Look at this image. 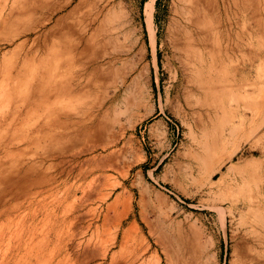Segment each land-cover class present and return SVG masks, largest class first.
I'll return each mask as SVG.
<instances>
[{"label":"rangeland","instance_id":"obj_1","mask_svg":"<svg viewBox=\"0 0 264 264\" xmlns=\"http://www.w3.org/2000/svg\"><path fill=\"white\" fill-rule=\"evenodd\" d=\"M41 1L62 2L0 0V264H264V0L209 11L198 80L171 41L180 0H72L49 21ZM59 23L91 40L72 64ZM241 114L208 179L195 156Z\"/></svg>","mask_w":264,"mask_h":264},{"label":"bare ground","instance_id":"obj_2","mask_svg":"<svg viewBox=\"0 0 264 264\" xmlns=\"http://www.w3.org/2000/svg\"><path fill=\"white\" fill-rule=\"evenodd\" d=\"M71 2H72V0H62V2L56 7V6L51 5V3L41 1V2H37V4L35 5V8L33 7L31 11L35 12V13H39V14H41V13L45 14L46 13L48 15V17H46L45 20L49 21L52 17H54L53 16L54 14H57L60 11L64 10L66 8V6H68ZM180 2H181V4L178 5V6H180V9L178 11L177 21H175L173 18V20L175 21V25L172 29V40L171 41H173L176 56L179 59L178 61H180L179 63L182 65L183 69L186 72L191 73L192 75L194 73H196L197 78H195V79L198 80V77L203 79V76H204L203 70H205V69H206V71L213 70L212 65H210L209 67L206 68V53L207 52L205 51L206 42H204V37H205L206 32H207V31L205 32V25L207 24V23L205 24L206 17L208 15L209 11H211V10L214 11L216 9H219L220 6L223 5L224 0H180ZM177 3H179V2H177ZM12 7H13V5L11 6V8ZM175 13H176V11H175ZM62 18H63V15H59L57 17V22H60V20ZM45 20L37 23L36 25H35V23H33L34 25L27 27L25 30L26 31H32V30L41 29V28L45 27V25H46ZM82 21H83V19H82ZM59 25H60V28H62L64 30V31H62L61 35L57 39L58 40L57 44H59V48H60L59 60L62 63H67V61L69 63H71L74 59L73 58V54H74L73 50H78L80 48V46L83 45V43L85 45L86 41L89 42L90 38H89V40L85 39L84 41H83V38H79L78 37V34H79L78 29L74 25L73 26H71V25L67 26V25L60 24V23H59ZM77 25H78V23H77ZM53 30L54 29L52 28V31ZM68 32L69 33L73 32V33L77 34V36L70 39V37H68V35L66 34ZM79 32H81V31H79ZM22 33L23 32H19L17 35L19 36ZM81 33L79 34L80 36H81ZM75 34H72V35H75ZM37 36H39V35H37ZM150 39H151L152 45L154 46L155 45V37L151 35ZM90 43H91V40H90ZM88 44L89 43H87L86 45H88ZM86 48H87V46H84L83 48L80 49V52H83V50ZM67 53L70 54L71 56L68 55ZM209 54H208V56H209ZM66 65L67 64H62V65L58 64V68L60 69V70L58 69L59 70V79H60L62 89L65 86V84L68 83L64 79V76L66 74V71H65ZM206 71H205V73H206ZM202 79H201V81H202ZM209 80L214 81L212 79H209ZM198 82H195V84ZM213 83L214 82L207 83L205 80L204 83L200 82L199 86H197V88L199 89V87H201L203 89L209 90V88L213 85ZM191 92H193V91H191ZM253 109H251V111H255ZM251 111H249V112H251ZM254 115H255V113H254ZM245 122H246V120L241 114L238 117L237 123H234V121H230V122L227 121L226 125H221L219 133L212 138L211 143L209 142L210 144L206 145V147H203L201 149V153L199 152L195 156V159H196L197 163L199 164V166L202 168V170L204 169L205 171H208V179L212 178L216 174V172L219 171L221 169V167H223L222 165L226 161L232 159L233 156L237 153L239 144L232 142L233 145H232V147H230L231 150L227 153V155L226 156L224 155L225 157H223L222 159H220L219 161H217L215 163V160L218 159L217 157L219 155H221L222 147L224 145H226L227 142L229 141V140L227 141V137H231V136L235 137L238 134L240 127H242ZM248 129H250V128H248ZM251 133H252L251 130L249 132H245L243 134L242 140L247 141L248 139H250ZM238 139H239V137H238ZM113 144H115V143H113ZM229 145H231V143ZM200 147H201V145H200ZM223 150H224V147H223ZM225 151H227V150H225ZM235 182H237V181H235ZM114 187H116V185ZM244 202H246V201H244ZM242 203H243V201H242ZM238 206H240V205H238ZM251 215L253 217V214H251ZM263 228H264V215H262L260 213H256L254 216V219H253V224L249 225L248 231L251 233V236L256 239V238H260L262 236V233H263L262 229ZM261 238H263V237H261ZM263 242H264V240H263ZM263 242L261 239L260 244L263 245L262 244ZM258 259L259 258H257V260ZM246 261H247V259H246ZM258 262H260V261H258Z\"/></svg>","mask_w":264,"mask_h":264}]
</instances>
